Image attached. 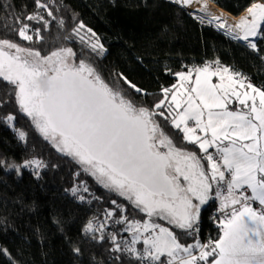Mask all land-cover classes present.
Segmentation results:
<instances>
[{
    "label": "snow or ice",
    "instance_id": "6c2138e0",
    "mask_svg": "<svg viewBox=\"0 0 264 264\" xmlns=\"http://www.w3.org/2000/svg\"><path fill=\"white\" fill-rule=\"evenodd\" d=\"M170 2L190 8L200 0ZM35 6L55 19L44 0H35ZM201 11L210 17L208 24L215 22L216 28L233 39L260 51L255 41L264 40V3H253L246 9L248 15L234 25L211 15L207 3ZM16 19L19 22L20 18ZM24 19L49 26L40 11ZM200 22H205L203 16ZM83 28L80 24L76 35ZM13 30L22 41L43 39L41 29H32L27 23ZM87 32L91 33L86 41L91 49L97 54L106 51L96 33L91 29ZM80 40L85 42V37L80 36ZM194 71V80L191 71L177 73L180 83L162 89L163 97L151 108L138 107L91 64L78 60L70 47L42 55L40 50L0 39V80L12 86L19 111L57 152L70 157L104 189L146 217L129 219L128 209L111 200L115 209L106 210L105 221L112 219L115 225H123L122 231L131 237L121 241L117 232L109 233L111 251L126 254L130 264H264V90L237 80L240 74H229L226 67L212 70L205 65ZM213 76H219V84L211 82ZM120 78L142 93L123 74ZM237 84L245 91H238ZM233 98L244 107L230 109ZM156 117L179 130L182 140L201 155L178 147ZM0 120L27 143V133L15 127L14 115ZM30 166L35 170L47 167L39 159L11 165L17 172ZM83 191L89 192L86 184ZM71 192L76 196L78 188ZM78 198L85 200L83 195ZM213 200L219 202L222 214L220 234L215 240L201 242V209ZM105 227L103 222L97 225L89 221L84 231L93 240L104 242ZM175 229L194 242H182ZM74 251L80 253L79 248ZM0 254L11 260L6 248H0Z\"/></svg>",
    "mask_w": 264,
    "mask_h": 264
},
{
    "label": "trees",
    "instance_id": "16d2710c",
    "mask_svg": "<svg viewBox=\"0 0 264 264\" xmlns=\"http://www.w3.org/2000/svg\"><path fill=\"white\" fill-rule=\"evenodd\" d=\"M213 1L239 15L255 0ZM44 2L49 4L55 19L47 16L44 9H37L35 0H0V39L40 50L42 55L70 47L78 60L91 64L110 86L123 91L138 107L151 108L163 97L162 89L176 83L177 73L191 67L193 71L202 68L208 60L223 63L231 72L245 75L247 82L264 90V40L259 42V52L250 50L213 27L201 24L187 10L168 0ZM35 11L49 21L47 28L24 19ZM20 23L40 28L43 39L35 43L20 40L13 30ZM80 24L85 28L80 29L78 36L75 29ZM87 29L95 32L104 45L106 51L102 54L86 43L91 36ZM80 36L85 37V42ZM120 74L142 89V93L125 84ZM11 88L0 80V117L14 115L15 127L27 133V143L0 120V160L4 162L0 164V248L11 253V260L0 254V264H130L126 254L111 251L108 235L100 242L84 229L90 219L104 218L106 210L115 209L113 199L128 209L129 219L140 220L143 214L104 189L80 165L44 140L30 118L19 111ZM156 119L178 147L194 150L168 121ZM32 159L43 161L47 167L39 170L34 166L21 167L19 172L11 167ZM85 184L89 188L87 193L83 191ZM74 187L78 188L76 196L71 192ZM80 195L85 197L83 202L78 198ZM214 210L215 200L201 212V242L205 234L213 240L220 234L212 221ZM175 231L182 242H194L179 229ZM120 237L118 232L117 238ZM76 248L80 249L79 254L74 251Z\"/></svg>",
    "mask_w": 264,
    "mask_h": 264
},
{
    "label": "built area",
    "instance_id": "2783aa9c",
    "mask_svg": "<svg viewBox=\"0 0 264 264\" xmlns=\"http://www.w3.org/2000/svg\"><path fill=\"white\" fill-rule=\"evenodd\" d=\"M168 1H170V0H168ZM192 16V15H191ZM197 21H200V18H198V19H196ZM201 24H203V23H201ZM203 25H205V24H203ZM207 25V24H206ZM209 26V25H208ZM226 36V35H225ZM217 61H213V60H208V62H206L205 63V65H210L211 66V68H212V70H215L217 67H226V68H228V66H226V65H224L223 63H220L219 62V64H217L216 63ZM204 65V66H205ZM193 69L194 68H190V69H188V70H186V71H184V72H189V71H191V72H193ZM178 76V75H177ZM219 77V76H218ZM192 78H193V76H192ZM239 79H243L244 81H248L247 80V78L245 77V75H243V74H241L240 75V78ZM177 81L178 82H180V80H179V77H177ZM253 207H256L258 210H259V205H258V203H254L253 204ZM213 215L211 216L212 217V221H213V223L217 226V228H218V231L220 232V229H219V227H218V220L221 218V216H222V214L219 212V202L218 201H215V210L213 211V213H212ZM89 221H92L94 224H99V223H101V222H103V223H105L106 224V227H105V229H104V235L106 236V235H108L109 233H111V232H119L120 234H121V237H120V239L119 240H121V241H123V240H130V235L128 234V233H125V232H123L122 231V228H123V226L122 227H120V225H115L114 223H113V220L112 219H108L107 221H105V217L104 218H100V217H95L94 219H90ZM88 221V222H89ZM87 222V223H88ZM87 226V225H86ZM95 235L97 236V237H99V235H100V233L99 232H97V233H95ZM208 240V235L207 234H205V238H204V240L202 241V242H206Z\"/></svg>",
    "mask_w": 264,
    "mask_h": 264
},
{
    "label": "bare ground",
    "instance_id": "6f19581e",
    "mask_svg": "<svg viewBox=\"0 0 264 264\" xmlns=\"http://www.w3.org/2000/svg\"><path fill=\"white\" fill-rule=\"evenodd\" d=\"M204 3H207L208 12L211 15H216V16L223 17V19L227 20L228 24H230V25H234L236 23H239L241 17L248 15V13L246 11L247 8L243 12L239 13V15H235L231 11H229L228 9L226 10L223 7H221L217 2L215 3L213 0H200V3H194L192 5V7H190V8H183V9L187 10L190 15H196L198 18L203 16L204 20H205V22L203 24H205V25L207 24V25L213 27L216 31L218 30V31L223 32L228 38L231 37V36L227 35L223 30H220V29L216 28L215 22H213L212 24H208L207 23V20L210 17L209 16H205L204 13L201 11V7H202V5ZM254 3H264V2L262 0H259V1H256ZM251 5H249V7ZM257 39H256V41H257ZM233 40H235V39H233ZM236 41H239V42L241 41V42H243V43H245L247 45V42H245L243 40H236Z\"/></svg>",
    "mask_w": 264,
    "mask_h": 264
},
{
    "label": "crops",
    "instance_id": "0c3cea01",
    "mask_svg": "<svg viewBox=\"0 0 264 264\" xmlns=\"http://www.w3.org/2000/svg\"><path fill=\"white\" fill-rule=\"evenodd\" d=\"M233 72H229V74H232ZM192 76H193V80L195 79V77H196V72L195 71H193V73H192ZM237 80H239V77L238 76H236L235 77ZM211 82L213 83V84H219L220 83V79H219V77L218 76H213L212 78H211ZM180 82H178V81H176V83L174 84V85H178ZM245 83H249V82H246L245 81ZM254 87H256V88H259L258 86H256L255 84H252ZM169 88H173V86H171V87H169ZM236 88H237V90L238 91H241V92H243V91H245V89H240L239 88V85L237 84L236 85ZM260 89V88H259ZM247 91H249V92H251V89H247ZM233 103H231L230 105H229V108L230 109H232V110H240L242 107H244V106H241V105H239V102L238 101H235V98H233ZM257 102H258V99H257ZM249 104H251V101H249ZM182 110V109H181ZM246 110V109H245ZM173 115H175V113H173ZM190 123V125H191V121L189 122ZM194 147V150L193 151H197V154L198 155H201V153H199V151H198V149L195 147V146H193ZM211 151V150H210ZM211 202V201H210ZM209 202V203H210ZM208 205V204H207ZM207 205H205V206H203L204 208L205 207H207ZM204 208H202V210L204 209ZM201 210V211H202ZM201 219V218H200ZM218 238V237H217Z\"/></svg>",
    "mask_w": 264,
    "mask_h": 264
},
{
    "label": "rangeland",
    "instance_id": "374dc122",
    "mask_svg": "<svg viewBox=\"0 0 264 264\" xmlns=\"http://www.w3.org/2000/svg\"><path fill=\"white\" fill-rule=\"evenodd\" d=\"M256 1H259V0H255V1H253V2H251V3H249V5H251L252 3H254V2H256ZM263 2H264V0H262ZM216 3V2H215ZM249 5L247 6V8L249 7ZM224 9H226V8H224ZM244 11V10H243ZM242 11V12H243ZM241 13V12H240ZM235 15H238V14H235ZM193 16V18L194 19H198V17L196 16V15H192ZM236 41V40H235ZM261 41V39H257V41H256V43H257V47L259 48V42ZM236 42H238V43H241V42H239V41H236ZM242 44H243V42H242ZM245 45V44H244ZM246 46V45H245ZM247 48L248 49H250V50H253V49H251V48H249L248 46H247ZM254 51V50H253ZM202 208H204V207H202ZM202 210V209H201ZM202 212V211H201ZM92 219H94V218H92ZM160 223H164L165 224V226H169V225H167L165 222H163V221H160Z\"/></svg>",
    "mask_w": 264,
    "mask_h": 264
},
{
    "label": "water",
    "instance_id": "95a60500",
    "mask_svg": "<svg viewBox=\"0 0 264 264\" xmlns=\"http://www.w3.org/2000/svg\"><path fill=\"white\" fill-rule=\"evenodd\" d=\"M214 29V28H213ZM221 32V31H220ZM223 33V32H222ZM224 34V33H223ZM225 35V34H224ZM231 38V37H230ZM232 39V38H231ZM241 42V41H240ZM242 43V42H241ZM243 44H245V43H243ZM246 45V44H245ZM246 47H247V45H246Z\"/></svg>",
    "mask_w": 264,
    "mask_h": 264
}]
</instances>
